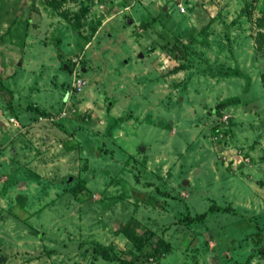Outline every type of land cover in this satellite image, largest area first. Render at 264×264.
I'll return each instance as SVG.
<instances>
[{
	"label": "rangeland",
	"instance_id": "1",
	"mask_svg": "<svg viewBox=\"0 0 264 264\" xmlns=\"http://www.w3.org/2000/svg\"><path fill=\"white\" fill-rule=\"evenodd\" d=\"M263 74L264 0H0V264H264Z\"/></svg>",
	"mask_w": 264,
	"mask_h": 264
},
{
	"label": "built area",
	"instance_id": "2",
	"mask_svg": "<svg viewBox=\"0 0 264 264\" xmlns=\"http://www.w3.org/2000/svg\"><path fill=\"white\" fill-rule=\"evenodd\" d=\"M186 11V8L184 5L179 6V12L184 13ZM85 85V80L78 74H73V80L71 82V87L69 88L68 96L66 102L63 104L61 109L59 110V117H67L70 114H74L76 112V108H74L73 104L71 103L70 99L73 94L80 93V91L83 89ZM8 124L16 123V119L13 116H10L8 118ZM153 258H151L152 260Z\"/></svg>",
	"mask_w": 264,
	"mask_h": 264
},
{
	"label": "trees",
	"instance_id": "3",
	"mask_svg": "<svg viewBox=\"0 0 264 264\" xmlns=\"http://www.w3.org/2000/svg\"><path fill=\"white\" fill-rule=\"evenodd\" d=\"M263 78H264V74H263ZM222 104H218L217 107L215 108L216 111L219 110V107L221 106ZM39 112L41 113H45L43 110L39 109L38 110ZM213 206H210L209 209H212ZM205 215V212H202L200 214H198L197 216H195V218H201ZM93 248H95L94 250L97 251V248L99 249L98 251L100 252V255L104 258H107L108 257V254L107 252L105 251L106 250V246H102L100 244H96ZM154 254H157L161 248H163L164 252H167L170 250L171 248V245L166 242L163 238H159L156 240V246L154 247Z\"/></svg>",
	"mask_w": 264,
	"mask_h": 264
},
{
	"label": "water",
	"instance_id": "4",
	"mask_svg": "<svg viewBox=\"0 0 264 264\" xmlns=\"http://www.w3.org/2000/svg\"><path fill=\"white\" fill-rule=\"evenodd\" d=\"M164 10H165V8H164ZM64 68H66V66H64ZM83 70H85V68H83ZM112 102H109V104H111Z\"/></svg>",
	"mask_w": 264,
	"mask_h": 264
},
{
	"label": "crops",
	"instance_id": "5",
	"mask_svg": "<svg viewBox=\"0 0 264 264\" xmlns=\"http://www.w3.org/2000/svg\"><path fill=\"white\" fill-rule=\"evenodd\" d=\"M210 264H213V263H210Z\"/></svg>",
	"mask_w": 264,
	"mask_h": 264
}]
</instances>
